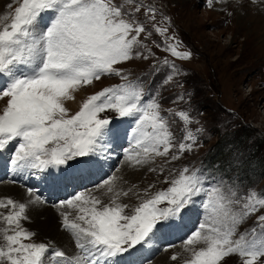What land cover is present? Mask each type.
I'll list each match as a JSON object with an SVG mask.
<instances>
[{
  "label": "snow or ice",
  "instance_id": "6c2138e0",
  "mask_svg": "<svg viewBox=\"0 0 264 264\" xmlns=\"http://www.w3.org/2000/svg\"><path fill=\"white\" fill-rule=\"evenodd\" d=\"M246 2L264 6V0ZM235 3L243 6L241 0ZM42 13L52 16L38 32L34 25ZM122 16L113 0H22L15 7L11 23L0 30V98H8L0 115V152L17 142L10 156L13 175L33 177L54 190L75 188L84 179L101 175L114 142L124 134L114 127L111 113L134 120L128 136L130 147L123 153L126 162L144 165L152 155L168 156L173 136L155 95L139 82L103 88L88 96L74 115L63 104L81 85L103 76L128 80L116 66L133 59L138 37L146 29ZM167 31L155 28L157 33ZM166 50L183 60L191 55L178 52L172 44ZM171 68L176 71L174 65ZM177 116L185 126L191 123L184 111ZM183 138L188 143H179V153L190 152L196 137L187 131ZM179 158L172 156L173 160ZM116 179L115 175L103 179L95 189L103 191L108 203L95 190L86 189L53 205L61 210L63 229L71 233L84 254L69 264H133L130 258L145 244L187 227L190 206L199 196L206 197L202 207L208 214L183 240L184 251L191 256L186 264H264V238L248 241L241 234L234 239L236 226L264 207V198L251 193L242 197L246 202L236 214L232 205L240 201L235 191L210 185L198 171L184 167L165 191L130 206L119 200L121 195L129 196L131 189H118ZM29 196L34 197L32 204L45 203L31 189ZM130 207H134L132 214L126 212ZM0 208L11 209L0 214L8 226L0 229V264H48L45 257L50 244L22 242L34 235L21 224L28 219L26 205L8 199L0 200ZM259 220L264 222V215ZM196 245L203 247L197 249ZM55 258L68 259L59 250L51 257Z\"/></svg>",
  "mask_w": 264,
  "mask_h": 264
},
{
  "label": "rangeland",
  "instance_id": "374dc122",
  "mask_svg": "<svg viewBox=\"0 0 264 264\" xmlns=\"http://www.w3.org/2000/svg\"><path fill=\"white\" fill-rule=\"evenodd\" d=\"M19 2L22 0H0V6L2 5L0 30L11 23L14 9ZM113 3L120 7L122 18L143 26L146 31L138 37L139 43L133 49V59L116 66L128 80L117 76H103L99 81L92 82L93 87L81 86L80 90H77L82 95L81 106L88 96L102 91L105 87L139 82L146 91L155 95L160 104V113L173 136V147L168 156L152 155L148 164L134 165L123 160L124 150L130 146L119 137L114 142L117 146L113 147L111 158L106 162L102 174L88 177L75 188L69 187L67 190H54L33 177L25 179L23 176L13 175L10 171V156L14 153L17 142H12L6 151L0 152V157L6 156L7 161V166L0 167V185L16 184L28 196L30 189L40 195L45 201L40 205L50 208L53 213L57 212L55 213L57 225L67 234L74 252H67L63 246L56 245L48 239L37 241L34 238L36 233L24 226L30 222L25 213L28 219L22 220L21 224L34 235L22 242L52 244L45 257L48 264H69L73 258L75 260L84 255L75 246V238L71 233L63 229L62 218L59 215L61 210L53 205L70 198V193L97 189L103 179L112 175L117 177L118 189L122 191L131 189L130 192H136V197L132 200L128 199V196L120 197V203L130 206H138L140 202L157 192L165 191L171 186L170 182L178 178L184 167L198 171L207 178L210 185L222 186L225 192L229 189L235 191L236 199L240 201L232 205L236 214L240 213L246 202L245 199H241L242 197L246 198L251 193L256 198H264V6H253L246 0H241L242 7L237 6L235 0H113ZM5 17L8 19L5 20ZM157 27L167 28L168 31L157 33L155 32ZM169 44L176 46L178 52H189L191 54L189 59L173 57L166 50ZM164 61L168 62L167 65L163 63ZM173 65L176 71L172 70ZM169 75L172 78L166 80ZM153 78L157 79L158 84L150 86V80ZM7 99L0 98V115L7 106ZM148 99L149 96L146 95L143 101L146 102ZM80 103L78 101L76 106L78 107ZM192 107L200 109L193 110ZM73 111L68 110V113ZM180 111L189 116L191 121L189 125L180 123L177 116ZM111 116L114 117L113 125L117 129L114 122H118L122 130L130 132L135 126L132 118H120L115 113H111ZM205 124L209 131L203 130ZM186 128L197 134H194L196 139L190 152L179 153V143H188L183 138L187 132ZM233 136L246 137L245 143L234 141ZM216 141L218 142L215 144ZM220 141L223 143L222 148H218ZM212 149L214 157L218 156L219 160L213 161L209 158V151ZM173 155H179L180 158L173 160ZM112 163L114 168L113 166V169L108 168ZM121 167L130 168L119 173ZM136 168L138 175L131 179H136V182L130 183L124 189V185H127L125 174H132V169ZM6 193L9 194L10 191ZM94 193L103 196L102 190H95ZM102 198L105 203L109 202L106 197ZM205 198L204 196L194 198L195 202L190 206L192 210L189 213L187 227L182 232L162 236L145 244L139 253L130 258L133 264H186L191 256L184 251L183 240L197 230L199 223L208 214L202 207ZM8 199L24 203L25 212L31 205V199L22 200L14 194L0 197V200L5 202ZM10 210L0 208V214L6 215ZM133 211L134 207L126 209L128 214H132ZM261 215H264V207H258L256 212L243 219L236 226L237 234L234 239L239 238L241 234L245 235L248 241L264 238V222L259 220ZM0 224V229L8 227L2 215ZM9 234L12 232L9 231ZM2 242L0 236V243ZM195 247L199 249L203 245ZM56 250L64 252L69 258L52 260L51 257ZM162 254L169 256L170 263L163 260L165 255ZM172 256L177 259L172 260ZM158 258L163 261L159 262Z\"/></svg>",
  "mask_w": 264,
  "mask_h": 264
},
{
  "label": "bare ground",
  "instance_id": "6f19581e",
  "mask_svg": "<svg viewBox=\"0 0 264 264\" xmlns=\"http://www.w3.org/2000/svg\"><path fill=\"white\" fill-rule=\"evenodd\" d=\"M2 7V5L0 6ZM262 9V8H261ZM44 14L43 17H40L38 19V22L36 25H34V30L38 31V32H42L46 26L50 23V19H51V16L52 14L51 13H42ZM252 24V23H251ZM5 80H7V78L5 77L4 78ZM80 90V89H79ZM85 95V94H84ZM81 93L76 91L74 93H72V98L71 99H65L63 101V104L65 106V108L67 110H75V108L77 107V103L79 101H81ZM76 98V100L74 99ZM123 131V136L124 138H126L128 140V136L131 135L130 132H124ZM129 142V141H128ZM118 143H120L118 141ZM122 143V142H121ZM15 145V144H14ZM10 146V145H9ZM115 147L117 146L116 144L114 145ZM113 146V147H114ZM11 151V150H10ZM11 154V153H10ZM117 154H120V153H117ZM121 155V154H120ZM1 156V155H0ZM124 160V158H123ZM121 162V161H120ZM7 164V161H6V156L4 157H0V167H3L4 165ZM124 165V164H121V166ZM7 166V165H6ZM114 168V163H112L108 168ZM135 167V166H134ZM112 168V169H113ZM130 167H126V168H122L121 169L119 168L118 172L121 173V170L122 172H126V170H128ZM143 168V167H142ZM137 169H132V174H128L127 175L125 174L124 176V179H125V182L127 183V185H124V189L129 186L130 183H133V182H136V179L135 180H131L132 177H135L137 174ZM145 169V168H144ZM117 172V173H118ZM128 172V171H127ZM104 174V173H103ZM120 185V184H119ZM123 185V184H122ZM121 185V186H122ZM133 185V184H131ZM139 185V184H138ZM117 187H118V184H117ZM120 188V187H119ZM0 189L2 190H5V192H0V197L3 196V197H8V196H11V194H14L16 195L18 198L22 199V200H30V196L27 195L26 192L22 191V189H20L16 184L15 186H13L12 184H7V185H4V184H1L0 185ZM128 190V189H127ZM1 191V190H0ZM10 191L9 194H7L6 192ZM99 191V190H98ZM101 191V190H100ZM102 193V192H101ZM95 194V193H94ZM103 197V196H102ZM129 198L128 199H134V197H136V192L132 193L130 192L129 193ZM127 201V200H126ZM46 207V206H45ZM6 212V211H5ZM29 219H30V222L28 223H25L24 226H27L29 229L33 230V232H35V239L37 241H45V239H48V241H51L52 243L56 244V245H61L63 246L67 252H70V251H73L72 248H71V244L69 242V239L67 237V234H65L64 232H62L60 229H59V225H57V216L55 215V213L52 212V210L50 208H44L43 206H41L40 204H32L30 206L27 207V210L26 212ZM4 215V214H3ZM1 225V224H0ZM3 229V228H2ZM73 237V236H72ZM157 240V239H156ZM75 241V240H74ZM57 242H61L60 244L57 243ZM51 246H53L51 244ZM76 246V245H75ZM175 249H178V248H175ZM77 251V250H76ZM80 251V250H79ZM166 251V250H165ZM170 251V250H168ZM167 251V252H168ZM74 252V251H73ZM72 252V253H73ZM81 252V251H80ZM79 252V253H80ZM77 253V252H76ZM78 254V253H77ZM167 254V253H166ZM166 254H162L165 255L163 257V260H166L167 263H170V261L168 260L169 259V256L166 255ZM169 254V253H168ZM66 256V255H65ZM79 256V255H78ZM67 257V256H66ZM72 257V256H71ZM69 258V257H68ZM73 258V257H72ZM71 258V259H72ZM49 259V258H48ZM47 260V259H46ZM50 260V259H49ZM74 260V258H73ZM163 260H160L158 258V261H163ZM69 261V260H68ZM67 261V262H68ZM156 261V262H158ZM175 262V261H174ZM83 264V262H81ZM67 264V263H66Z\"/></svg>",
  "mask_w": 264,
  "mask_h": 264
},
{
  "label": "trees",
  "instance_id": "16d2710c",
  "mask_svg": "<svg viewBox=\"0 0 264 264\" xmlns=\"http://www.w3.org/2000/svg\"><path fill=\"white\" fill-rule=\"evenodd\" d=\"M204 128L206 129V130H209V128H208V126L205 124V126H204ZM243 129H245L244 127H243ZM233 139H234V141H237L238 143H245V139H246V137H243V136H233L232 137ZM223 139H225V138H223ZM222 140V139H221ZM218 141H216L215 142V144L217 143ZM221 143H222V141H220ZM221 143H219V145H218V148H222L223 147V143H222V145H221ZM216 152H218V151H216ZM219 153V152H218ZM209 158L210 159H212L213 161H216V160H219V157L218 156H216L215 155V157H214V154H213V149L211 150V151H209Z\"/></svg>",
  "mask_w": 264,
  "mask_h": 264
}]
</instances>
